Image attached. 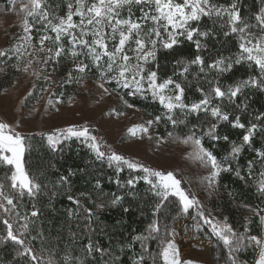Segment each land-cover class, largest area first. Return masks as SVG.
<instances>
[{"label": "snow or ice", "instance_id": "snow-or-ice-1", "mask_svg": "<svg viewBox=\"0 0 264 264\" xmlns=\"http://www.w3.org/2000/svg\"><path fill=\"white\" fill-rule=\"evenodd\" d=\"M21 13H25L22 21V28L25 33H31L34 24H42L44 35L40 37L39 51H47L52 54L44 59V63L53 61L54 57L59 58L65 54V49L61 43L62 38L69 37V43L72 45L70 55L73 58L74 67L67 74V81L72 82L82 77H74L73 73L84 74L89 65L83 60H78L80 56H86L91 59L93 66L99 73L101 81L110 83L115 82L117 88L129 89L130 95H139L141 97L151 96L154 101H158L165 110L162 116L155 117L154 120L146 121L145 125H138L130 128L128 131L133 135L137 131L147 133L154 123H159L162 118L171 121L173 125L178 121L174 119L173 113L178 109L185 119L179 123H191L187 121L190 116L201 119L203 113V122L197 126L192 124L190 134L182 138L185 144H191L194 152L193 156L206 168H210L209 175L205 178L209 185L216 182L222 172L232 171L231 164L228 162L236 160L244 149L245 145H251L255 132L264 128V113L255 114V120L259 123H251L245 129V124L241 122L240 116L232 118L235 109L241 112L247 111L249 105L245 102L250 99L251 90L264 93V7L254 16L255 24L251 18L246 19L241 15V5L239 0H232V3L224 6L215 2V0H69L67 4V13L64 16L53 17L42 7V0H21ZM264 4V0H261ZM141 6V17L133 20L132 6ZM127 9L128 18H123L122 10ZM145 8L147 10H145ZM29 17L33 23H29ZM74 17H79L78 21ZM208 18L212 20L213 25H219L223 30V35L228 37L235 35L238 41V52L230 56L218 55L211 63L205 62L203 50L207 48L206 40L213 38L214 30H201L200 24ZM151 21V26L147 22ZM256 29V31H253ZM39 30V29H38ZM55 34L54 37L48 35V31ZM91 37V40L88 37ZM118 38V40H117ZM25 41H31V35L22 37ZM45 41H52L53 47L45 48ZM184 41L195 45L196 54L190 60L183 59L180 53V46ZM109 42L112 43V50H109ZM130 42L135 47L130 46ZM77 46L82 50L76 51ZM17 52L20 49H16ZM164 51L174 56V65L172 75L161 78L158 53ZM128 52L133 53L129 55ZM22 54V53H21ZM7 53L0 51V57ZM107 57V61L103 58ZM32 61H28L31 66ZM155 64V67L152 65ZM247 64L250 69L258 71V75H249L247 78H239L225 85L221 83L220 77L231 73L235 67ZM198 68L199 73L208 76V71L214 72L215 76L208 79V87H197L196 91L200 93V98L190 103L185 101V93L188 89V74ZM104 87V83L100 84ZM107 92L108 89L104 88ZM244 96L245 101L238 102V97ZM227 101V103H225ZM60 101H57L59 103ZM51 103V101H49ZM131 106V105H129ZM234 106V107H233ZM221 123L230 124L232 128L245 129L240 144L232 143L230 152L225 155L223 160L218 158L203 146V137L209 140L219 141L223 139L228 141L227 136L221 137L219 127ZM205 124L207 127H205ZM187 126V124H186ZM201 135H197V133ZM69 139L75 137L83 138L82 142L91 149L97 160L107 161L110 168L115 167L116 183L118 187H126L127 194L135 196L133 191L137 182L143 179L144 183L150 185L149 191L156 197L153 216H157L167 208L166 202L170 197L178 198V212L188 213L189 209L197 206L198 202L181 188V181L177 179L172 172L163 173L153 171L151 168L126 159L114 152L106 153L101 150V145L97 137L91 135L89 128L83 126L77 128L70 126L66 129L58 130L56 136L49 135L50 144L58 142V138ZM27 150L26 138L18 132H14L7 123H0V164L10 166L11 176L9 177L11 189L15 194H6L4 185L0 184V210L5 214L14 215L18 229L10 219H4L3 223L7 226L6 239L19 246L18 255L29 257L33 264H41L39 257L33 252L26 238L29 236L30 225L35 221L29 219V215L21 216L17 210V204L14 201H21L27 195L28 198H34L36 192L40 190V185L35 183L25 170L24 154ZM256 155L264 162V151L256 150ZM251 161L249 169L251 170ZM124 166L132 171H142L143 177H130L126 184H121L119 174ZM236 176H240L239 168L235 171ZM261 175H264L262 173ZM154 178V179H152ZM66 182V178L62 177ZM96 187L99 188V182ZM258 191L264 194V180L260 182ZM123 196L113 194V198L106 205L97 203L95 207L99 210L107 207L119 205ZM69 201L79 206L80 201L72 196ZM173 203H176L174 201ZM31 217H38L39 213L33 205ZM91 220L94 213L91 209L86 210ZM129 211L128 208L124 209ZM260 213L257 212V215ZM71 215V212H70ZM199 221L208 225L212 237L223 244L228 250V260L230 264H240L238 257L234 254L240 253L254 243L259 251V258L256 264H264V240L256 236H246L237 233L228 223L220 222L215 218L206 217L203 211L198 210ZM195 219V217H194ZM199 221L197 230L200 229ZM264 223V217H261ZM248 229H245L247 232ZM146 235H137L133 238L134 242H139L141 251L133 260V264H145L146 257L150 256L152 264H158L162 259L163 264H181L178 259V250L173 240L168 239L174 235L164 226V233L161 235V225L157 219L148 225ZM42 238V234L38 233ZM36 239L37 237H32ZM155 240L161 247L156 255H152L149 250L148 242ZM85 261L89 256L95 253H105L107 250L96 244L91 236L88 237V243L83 246ZM51 264V262H49Z\"/></svg>", "mask_w": 264, "mask_h": 264}, {"label": "trees", "instance_id": "trees-1", "mask_svg": "<svg viewBox=\"0 0 264 264\" xmlns=\"http://www.w3.org/2000/svg\"><path fill=\"white\" fill-rule=\"evenodd\" d=\"M44 2L45 7L49 3L53 4L55 10L57 9L58 16L65 14L66 6L63 0H45ZM215 2L227 6L232 3V0H215ZM239 2L241 15L246 19L251 18L252 20L260 8L264 7L261 0H239ZM9 13L10 2L0 0V20ZM200 27L201 30H214L213 38L205 41L207 48L201 53L206 64L211 63L218 55L230 56L238 52L235 37L231 35L225 37L223 32H218V27L213 25L212 20L204 18ZM47 34H52V32L49 30ZM61 43L65 49V54L61 58L71 56L68 49L72 45L69 43L68 37H63ZM76 51L85 50L77 47ZM180 53L183 59L190 60L194 58L196 49L192 43L184 41L180 46ZM158 61L159 63L163 61L164 64L169 63L173 71L175 62L173 55L161 51L158 53ZM5 66L9 65L4 64L3 67ZM193 67L194 70L188 74V82L192 80L194 86L189 91H194V94L198 97L199 93L196 92V88L203 86L207 89V80L212 79L215 73L208 71L206 78L204 73H199L198 68ZM94 72L92 66H89L84 74L78 73V77H82L79 78V81L85 82L93 78ZM63 74V72L60 73V75ZM249 75H258V71H255L254 68L250 69L247 64H244L235 67L231 73L220 77V80L221 83L227 85L236 79L247 78ZM19 76L15 74L11 67H6L0 75V91L8 90ZM60 90V87L56 86L53 91L57 95ZM62 90L64 92L60 98L65 103L66 98H70L73 88L65 86ZM249 96L250 99L246 101L244 96L238 97V102L245 101L249 105L248 110L241 112L239 109H235L232 113L233 119L236 115L240 116L241 122L245 124V129L253 122L259 123L255 120V114L264 113V93L253 89ZM128 101L140 110L157 108L156 105L138 97H129ZM200 116L201 119L199 120L195 116L188 117L187 121H191V123L186 122V126V124L179 123L180 120L185 118L179 111H176L173 113V117L178 123L173 125L169 121L171 127L169 125L168 127L175 137L174 144L185 148L187 151L185 158L190 163L182 169V174L177 175L176 178L181 181V188L189 197L195 192L202 195L207 202L206 210L212 212L220 220L225 219L237 233L257 237L259 225L255 209L259 207L264 210V194L258 191V179H261V174L264 171L254 163H251L250 170L249 161L252 162L256 158V150H264V130L256 131L251 145H245L236 160L230 159L228 161L231 164L232 171L221 173L218 179L220 188L223 190V195H221L205 179L209 175L210 168L204 167L192 155L194 149L190 143L185 144L182 142V138L190 134L193 123L199 126L203 122V114H200ZM248 121H251V123ZM205 127H207L206 124ZM245 129H234L230 124L221 123L218 134L221 137L227 136L228 141L223 139L212 141L205 136L202 141L203 146L211 151L218 160H223L225 155L230 152L232 143L240 144L242 142ZM96 132V129L93 128V133L99 138L100 136ZM25 138L29 146L24 154L25 170L33 181L40 185V190L36 192L33 201H30L27 195L23 199L28 204H35L36 207L37 203L40 205L35 209L39 213L38 217H34L37 218L35 220L37 222L35 230L38 231L37 240L40 241V244H44V250L41 252L37 248L32 249L33 252L45 256L42 257L37 254L41 264H49V262L51 264H133V260L141 251L140 243L138 241L134 242L133 238L137 235H146V229L153 219L159 221L161 235L164 233L165 225L167 230L174 234L170 235L168 239L173 240L176 245L178 259L181 262L214 263L217 259L228 258V250L215 237L211 236L206 226L199 222L200 229L197 230L196 225L199 221L197 210L189 209L188 213L178 212V200L169 198L166 202L167 208L162 214L158 213L154 217L153 208L156 197L149 191L150 186L145 184L142 179L137 182L133 190L136 195L134 197L130 196L127 194L128 189L126 187L117 186L115 167L110 168L106 160L103 162L97 160L89 149L77 141L64 142L55 149H51L45 144L43 136L32 135L25 136ZM100 144L103 145V139L100 140ZM102 151L108 153L104 148H102ZM237 168L240 170L239 177L235 175ZM10 172L9 168L0 167V180L5 186L4 191L15 194L8 180ZM137 176L141 177V173L129 170L124 166L123 171L119 174V180L123 185L130 177ZM62 177L66 178V182L61 180ZM97 182H99V188L96 187ZM113 194L124 197L119 205L106 206L102 210L95 207L97 203L101 202L107 205L113 198ZM69 196L79 199V206L69 201ZM174 201L176 203H173ZM222 202L224 203L222 204ZM125 208H128L129 211L125 212ZM88 209H91L94 213L91 220L86 211ZM32 210L34 209L32 208ZM0 213H3V210H0ZM11 216L9 215V217ZM4 219L6 217L0 215V237H6L7 234V226L3 223ZM246 228L248 229L247 232H245ZM42 232L44 237L40 238L38 233L42 234ZM89 236L96 244L107 251L103 254L95 253L85 261L83 246L88 243ZM29 240L28 236L26 243H29ZM148 246L152 255H156L157 250L161 247L155 240L149 241ZM18 250L19 246L12 241L0 239V264H23L24 262L33 264L29 257L19 256ZM255 250L252 245L235 255L238 257L239 262L251 264ZM44 251L47 253L43 254ZM145 264H152L150 256L146 257ZM158 264H163L162 259L158 261Z\"/></svg>", "mask_w": 264, "mask_h": 264}, {"label": "rangeland", "instance_id": "rangeland-1", "mask_svg": "<svg viewBox=\"0 0 264 264\" xmlns=\"http://www.w3.org/2000/svg\"><path fill=\"white\" fill-rule=\"evenodd\" d=\"M44 1L45 0H42V7L53 17H59L56 12L57 9L55 10L53 4L49 3L47 7H45ZM63 1L66 6L64 15H66L69 0ZM8 2H10V13L0 20V51L7 53L6 56L0 57V75L6 67H11L15 71V74L20 76L10 85L8 90L0 91V123L9 124L14 132H18L24 137L32 135L43 136L45 138V144L51 149H55L58 145L71 140H75L79 144L84 145L85 148L89 149L85 143L82 142L83 138L77 139L72 137L64 139L63 137H59L58 142L54 144H50L47 139L49 135L56 136L58 130L66 129L70 126H76L77 128L87 126L91 135L95 137L97 136L93 133V128L96 129V133L100 136L99 138L97 137L99 144L100 140L103 139V145L100 144L101 150L104 148L108 153H118V155L151 168L153 171H160L163 173L172 172L175 177L182 174V169L190 163L185 158L187 153L185 148L174 144L175 137L171 133L172 130L169 129V127H171L169 120L162 118L159 123H154L147 133L137 131L136 134L133 135L128 131L134 126L145 125L146 121L150 119L154 120L157 116H162L165 110L158 101H154L150 95L146 98L139 95H130L129 89L117 88L114 81L110 83L101 81L97 69L93 66L91 59L86 56H80L77 59L83 60L86 64L92 66V69L95 70L93 78H90L85 82H80L79 79L78 81L74 80L72 82H66L67 74L74 67L72 57L66 56L63 59L61 57H54L53 61H49V63L45 64L43 62L44 59L52 54L48 53L46 50L43 52L39 51L40 37L45 34L42 28L43 25L34 24L31 33H25L22 28V21L25 13L19 11L22 7L21 0H8ZM24 3H27V0H24ZM140 7L141 6L137 5L132 6L131 18L133 20L141 17L142 14ZM145 10L147 9L145 8ZM121 15L123 18H128L129 14L126 8L122 10ZM28 19L29 23L32 24V18L29 17ZM74 20L78 21L79 17H74ZM251 22L255 24L254 18ZM147 26H151V21L147 22ZM217 27L218 32H223L218 24ZM253 31H256V29H253ZM25 35H31V41H25L22 39ZM48 35L52 37L55 36L54 33ZM231 36L235 37L234 39L238 44L236 36ZM68 39L70 38L68 37ZM88 39L91 40V37L89 36ZM112 43L113 42H109V50H112ZM130 46L135 47L132 42H130ZM48 47H55L52 41H45V48ZM18 48L20 49L19 52L16 51ZM71 50L72 47L68 49L69 55ZM128 54L130 56L133 55L131 52H128ZM29 60L32 61V64L27 67V70H25ZM103 60L107 61V57H104ZM162 62L159 63V75L161 78L172 75V66L169 63L164 64ZM4 64L9 66L3 67ZM152 66L155 67V64ZM61 72L64 74L60 75ZM73 75L74 77H78V73H73ZM101 83H104L103 88L100 87ZM188 84V91L192 90L194 86L192 80H190ZM56 86H59L61 89L59 93L60 95L57 94L58 96L53 91ZM65 86H71L73 90L70 93V98H66L67 101L64 103L60 96L63 94L64 90L62 89ZM104 88H107L108 91L105 92ZM188 91L186 90L185 93V101L187 103L200 98L199 92V96L197 97L194 94V91ZM129 97H138L141 100L144 99L148 103L156 105L158 109L148 108L147 110H140L130 104L128 101ZM49 101H51V103H49ZM57 101L60 102L57 103ZM225 103H227V101H225ZM176 111L179 110L177 109ZM249 120L251 119L249 118ZM248 122L251 123V121ZM262 129L264 130V128H260L257 131ZM197 135L199 136L201 134L198 132ZM26 147H29L27 143ZM89 151L92 153L91 149H89ZM255 157L256 158L252 160V163L258 165V167L264 171V162H262L257 155H255ZM0 167L10 169V166L3 164H0ZM10 171L12 170L10 169ZM138 172L141 173V177L145 175L142 171ZM10 176L11 172L9 177ZM9 177L8 180L10 181ZM218 179L219 177L212 185L215 190L223 195V190L220 188ZM262 180H264V175H262L261 179H258L259 185ZM0 184H2L1 180ZM5 193L10 194L7 191H5ZM34 198L29 199L30 201H33L32 199ZM170 198L178 200L176 197ZM190 198H195L198 202L197 206L191 209L203 211L206 217L215 218L220 222H226L225 219L220 220L212 212L206 210L207 202L199 193L195 192L191 194ZM26 199L28 200V198ZM14 203L17 204V210L21 216L28 214L30 220L35 221L37 219L30 216L31 211H33V205L35 204H28L24 199L21 201H14ZM223 203L224 202H222V204ZM38 204L39 203H37V207L40 206ZM37 207L35 206V209H37ZM257 212L260 214L257 215ZM255 214L258 217L259 225V234L257 237L264 240V223L261 222V217H264V210L257 207L255 209ZM0 215L10 219V222L14 225V229H18L14 215L9 217V214H5L4 212L0 213ZM199 222L209 230L208 225H205L203 221ZM36 223L37 222L30 225L29 244L32 248H37L39 251L43 252L44 244H40V241L37 240V238H32L37 236L38 231L35 230ZM43 237L44 233L42 232V238ZM252 245L256 250L251 264H256V261L259 258L260 249L257 248L254 243ZM45 251L43 254L47 253ZM34 253L45 257L41 253ZM23 264L27 263L24 262ZM181 264H230V261L228 258H222L220 260L217 259L214 263L183 261ZM240 264L246 263L240 262Z\"/></svg>", "mask_w": 264, "mask_h": 264}]
</instances>
